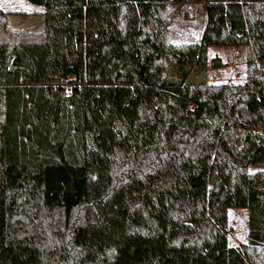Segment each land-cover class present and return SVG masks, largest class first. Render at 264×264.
Returning a JSON list of instances; mask_svg holds the SVG:
<instances>
[{
    "label": "trees",
    "instance_id": "1",
    "mask_svg": "<svg viewBox=\"0 0 264 264\" xmlns=\"http://www.w3.org/2000/svg\"><path fill=\"white\" fill-rule=\"evenodd\" d=\"M26 1L41 26L0 40V264H264V0H202L192 43L168 39L185 0ZM210 46L245 47L242 83L207 81Z\"/></svg>",
    "mask_w": 264,
    "mask_h": 264
},
{
    "label": "rangeland",
    "instance_id": "2",
    "mask_svg": "<svg viewBox=\"0 0 264 264\" xmlns=\"http://www.w3.org/2000/svg\"><path fill=\"white\" fill-rule=\"evenodd\" d=\"M168 7L169 41L172 43L199 41L206 23L205 2L202 0L172 1ZM41 24L40 7L26 0H0V40L5 39L3 28L33 31ZM207 57L209 83H242L244 81L247 66V52L244 46H210ZM214 58L220 61L219 67H212ZM259 169L264 172V167ZM246 219L245 209H228L227 237L231 246H238L246 241Z\"/></svg>",
    "mask_w": 264,
    "mask_h": 264
}]
</instances>
